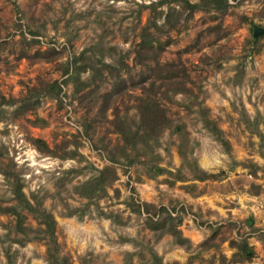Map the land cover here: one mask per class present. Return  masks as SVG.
I'll return each mask as SVG.
<instances>
[{"label": "rangeland", "instance_id": "rangeland-1", "mask_svg": "<svg viewBox=\"0 0 264 264\" xmlns=\"http://www.w3.org/2000/svg\"><path fill=\"white\" fill-rule=\"evenodd\" d=\"M149 1L16 0L14 8L0 0V95L18 98L34 87L29 93L37 99L17 116H12L17 100H0L1 165L16 175L26 196L43 197L60 248L75 264H123L126 251L140 249L148 256L149 246L165 263L184 264L195 253L191 264H249L258 256L253 244H247L251 255H241L229 242L255 237L264 252V0H228L223 13L189 11L177 0L173 26L164 24L156 33L164 43L156 60H138L133 57L137 33L150 15L140 4ZM158 8L164 12L166 5ZM255 25L262 31L252 40ZM49 46L56 53L34 55ZM80 51L84 57L70 65ZM165 61L181 68L173 77L178 82L160 80L154 95L168 119L155 143L158 163L167 170L149 176L143 162L149 156L138 154L140 160L132 164L113 163L116 177L101 197L80 196L73 185L108 163L107 155L121 157V139L109 121L113 110L133 115L145 83L140 73L157 82L151 67ZM179 77L187 89L172 93ZM113 85L120 88L107 97ZM202 105L222 129L229 151L203 125L197 110ZM32 137L43 139L51 152L38 150ZM177 143L214 176L174 180ZM10 181L0 172L1 203L14 202ZM130 196L173 207L180 214L178 227L193 244L191 252L169 234L145 227L143 214L127 204ZM24 221L35 226L27 213ZM12 223V215L0 212V264H50L42 242L20 243L23 234L12 230Z\"/></svg>", "mask_w": 264, "mask_h": 264}, {"label": "trees", "instance_id": "trees-1", "mask_svg": "<svg viewBox=\"0 0 264 264\" xmlns=\"http://www.w3.org/2000/svg\"><path fill=\"white\" fill-rule=\"evenodd\" d=\"M11 5L14 8H17L16 0H9ZM183 5H185L189 11L195 8H205V9H218L220 12H225L229 6L228 0H181ZM177 3V0H150L147 3L140 4L148 9L150 15L146 17V21L140 26L139 32L137 33L138 40L136 42V47L134 49L133 57L142 60V58H151L156 60L157 54L162 49L164 43H162L159 38L156 36L158 30L162 29V25L173 26V23L170 20L172 14L175 13L174 4ZM166 5V9L163 12L159 7L160 5ZM264 8V6H263ZM162 16V21L157 22V18ZM35 34V31L31 32ZM31 40H35L31 38ZM56 53L54 47L49 46L44 50H35L34 55H52ZM84 51H80L77 55H72V60L70 65L74 64L77 60L76 57H84ZM89 57V56H88ZM101 65L111 67V64L100 61ZM169 61L157 64L151 69L155 70L156 77L160 78L155 82V78L144 79V75L140 73L139 79L142 82L140 88L142 89V95L137 97V100L134 104L135 113L133 115L119 114L117 109L113 110L112 117L109 119L114 130L119 134L121 139L120 143V155L117 157L113 153L107 155L108 163H104L102 166L96 168V173L91 177L86 178L85 180L78 182L73 185V189L83 197H101L106 193L107 186L109 183L116 177V170L113 163H122L121 160L125 159L127 165L132 164L135 160H140L138 154L146 156L148 154L149 159L146 157V161H143L147 174L153 176L155 174H161L165 170V166L159 165V159L161 156L159 152L156 151L155 143L159 136L162 128L167 124L168 119L164 113L163 107H161L155 95V92L161 88L162 79L173 80L178 82L176 77L179 73L178 70L181 68L177 67L174 69ZM69 63H66L64 72L69 70ZM85 65L80 66V69H84ZM93 71H96L95 66L91 67ZM78 69V68H74ZM183 72V71H182ZM75 74L78 73V70L74 71ZM180 76V75H179ZM179 83L171 85L172 93L183 92L185 88L183 80L179 77ZM68 79L65 78L64 81ZM164 81V80H163ZM169 82V81H167ZM117 83H114V85ZM113 85V86H114ZM48 88V86H46ZM120 87H112L110 91L106 92L105 95L110 97L111 95L118 92ZM185 88V89H184ZM34 87H29L26 90V95H22L18 98H4L3 95H0V100L7 102L9 104L14 103L12 109V116H17L23 113L24 111L32 108L37 102V99L34 98V94H31V90ZM56 97V95H51ZM103 105H106L104 103ZM200 114L203 125L210 130L214 137L220 142L225 151H229L230 144L228 140L222 136V129L217 125V123L210 117H208L206 111V106H199L197 109ZM32 142L38 148V150L43 152H51L50 148L46 142L40 137H32ZM130 150V151H129ZM131 150L134 151L131 154ZM176 151L180 158L179 165L170 173L173 175L174 180H186V179H197L202 180L214 176L215 173L206 171L202 169L197 163L196 159L193 156L186 154L182 148L181 143L176 144ZM3 161L0 158V172L6 176H10V191L14 202L12 203H1L0 201V212L8 213L13 216V223L11 229L16 233H21L23 236L19 238V242L22 243L28 239H37L40 240L44 246V256L45 259L50 264H75L68 253L63 252L60 248V244L56 239L55 234V219L52 213L43 205L42 196L32 194L31 196H26L23 190L21 189V184L19 179L14 173L8 172L4 169L1 164ZM130 190H134L133 186H130ZM131 199L127 202L131 210L136 211L138 214H143V223L144 226L150 230L156 231L160 234L167 233L171 236L172 240L182 246L186 251H190L193 248L191 240L182 234L180 228L178 227L180 223V214L173 213V207L168 208L162 204H153L151 202L140 200L130 196ZM180 210H183L180 207ZM69 213L72 210L68 211ZM26 213L29 214L35 222V226L32 227L30 224H25ZM32 232V233H30ZM205 244V240L202 242ZM232 245L236 247V254L242 252H248L251 255L252 250L247 245L248 243L245 240L236 243L230 241ZM262 247L264 248V239L262 240ZM239 253V254H240ZM148 256H144L140 249H133L131 251H126L124 255L123 264H177L176 261L170 263H165L161 260L160 256L149 246L147 250ZM195 253H189L184 264H191L193 262ZM247 256V255H245ZM136 261H135V260ZM134 260V261H133Z\"/></svg>", "mask_w": 264, "mask_h": 264}, {"label": "crops", "instance_id": "crops-1", "mask_svg": "<svg viewBox=\"0 0 264 264\" xmlns=\"http://www.w3.org/2000/svg\"><path fill=\"white\" fill-rule=\"evenodd\" d=\"M248 244H253L252 249L256 252V254H258V256L252 257L249 264H260V258L264 256V252L260 248L258 239L253 237V241H249Z\"/></svg>", "mask_w": 264, "mask_h": 264}, {"label": "water", "instance_id": "water-1", "mask_svg": "<svg viewBox=\"0 0 264 264\" xmlns=\"http://www.w3.org/2000/svg\"><path fill=\"white\" fill-rule=\"evenodd\" d=\"M261 31H262V27L257 26V25L253 26V28H252V40H253L254 37H255L257 34H259ZM248 223H251V220H250V219H248Z\"/></svg>", "mask_w": 264, "mask_h": 264}]
</instances>
